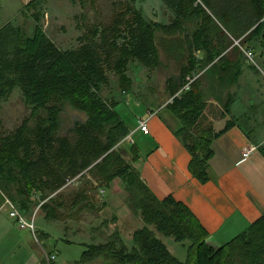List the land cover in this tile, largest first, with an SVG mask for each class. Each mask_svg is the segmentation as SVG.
<instances>
[{
  "label": "trees",
  "instance_id": "obj_1",
  "mask_svg": "<svg viewBox=\"0 0 264 264\" xmlns=\"http://www.w3.org/2000/svg\"><path fill=\"white\" fill-rule=\"evenodd\" d=\"M162 2L175 16L171 24L147 22L141 13L127 7L108 26L89 27L75 50H61L45 35L36 1L27 8L34 12L33 36L11 23L0 28V111L17 89L32 110L15 131L4 132L0 124V197L6 195L18 210L28 213L34 209L32 196L38 194L43 203L40 209L56 220L58 206L52 196L69 181L90 175L107 188L120 180L128 204L146 227L133 234L131 249L119 232L105 244L86 246L83 264L102 258L109 264H264V216L226 245L210 246L209 233L192 211L172 197L160 200L154 196L117 150L130 129L116 110L119 103L102 96L112 74L120 90L130 92L133 81L128 71L133 63L155 71L168 66L163 65L162 53L168 62H180L178 73L167 79L166 92L173 99L168 108L182 123L178 137L191 156L190 173L207 183L212 143L233 124L215 133L208 123L201 73L218 74L220 80L230 82L229 88L238 83L243 61L226 53L233 45L229 36L243 47L259 43L264 48V0ZM195 52L202 58L197 59ZM193 75L201 76L179 95ZM233 102L232 94H226V114ZM66 105L82 113L85 121L75 123L69 136H61ZM260 151L264 155V148ZM130 156L135 163V145ZM80 201H88L84 191L74 195L71 205ZM157 234L187 244L186 261L171 255Z\"/></svg>",
  "mask_w": 264,
  "mask_h": 264
},
{
  "label": "crops",
  "instance_id": "obj_2",
  "mask_svg": "<svg viewBox=\"0 0 264 264\" xmlns=\"http://www.w3.org/2000/svg\"><path fill=\"white\" fill-rule=\"evenodd\" d=\"M201 55L199 59L202 58ZM245 69L243 65L242 75L238 83L232 87L235 89L232 93L234 102L229 114L224 112L225 94H210L208 85L205 86L203 81L202 91L205 92L208 104L205 116L214 132L221 133L228 124H233L212 143L213 157L208 162L209 181L204 184L190 173L191 156L182 139L178 137L182 123L168 108L172 98L162 102L147 98L142 103L135 98L123 97L117 101L119 105L116 110L128 125L132 140L137 137L136 142L124 140L121 144L123 147L124 144L128 145L129 156L133 145L137 149V161L132 162L131 156L128 161L138 171L142 181L154 196L160 200L172 197L192 211L209 233L207 242L213 248H220L231 242L264 216V155L260 151V148H264V117L255 106L257 101L255 97L260 85L245 79V74L248 73ZM214 86L216 85L212 81L210 90L215 89ZM130 99L134 100L138 115L124 113L125 108H131ZM140 121L148 122V134L139 131ZM250 147H256L257 150L248 158H243V150ZM80 181L81 179L77 180L74 185ZM117 183L120 184L119 191L113 193L114 185ZM66 187L52 196L58 206V219H50L48 214L40 209L43 203L38 194L31 198L34 209L28 213L20 211L28 217L36 210L39 212L38 216L41 219L39 223L36 222L37 238L15 224L9 216L3 197H0V264H47L46 254L55 256L56 259L53 261L55 263L58 259L57 250L48 247L50 251L47 253L41 244L48 245L49 242H53L55 247L60 242L72 244V240L68 239V232H73L76 234L75 238L82 239L78 232L82 224L81 215L85 210L94 209V204L91 202L92 198L85 194L88 198L85 204L80 201L71 205L74 195L79 192L64 196ZM106 189L109 194L103 209L126 210L124 216H131L126 223L133 221L136 224L130 239L121 235L124 245L131 249L134 246L133 234L146 227V224L140 215L132 211L127 201L125 186L120 180L114 181ZM87 202L90 208H86ZM112 203L116 206L111 205ZM66 212L69 213L68 218L65 216ZM112 214L114 222H122L118 213V216L114 211ZM68 222L73 225L69 226ZM54 228L58 232L57 237L52 235ZM161 236L157 234L160 240ZM95 239L96 237L89 238V242L82 244L85 248L101 244Z\"/></svg>",
  "mask_w": 264,
  "mask_h": 264
},
{
  "label": "rangeland",
  "instance_id": "obj_3",
  "mask_svg": "<svg viewBox=\"0 0 264 264\" xmlns=\"http://www.w3.org/2000/svg\"><path fill=\"white\" fill-rule=\"evenodd\" d=\"M32 1L37 2L36 12L40 16V25L45 35L64 51L78 49L81 45L79 39L86 34L89 27L93 25L108 26L114 19L115 14L125 11L127 7L133 8V10L141 13L147 22L156 21L163 25H169L173 22L175 17L173 12L166 7L162 0H136V2H131L129 0H0V28L11 23L16 27L23 28L28 36H33L35 23L32 14L34 12L27 9ZM214 21L220 26V22L216 18H214ZM220 27L222 28V26ZM229 38L233 42V45L226 53L230 52L229 56L232 58L240 56L244 67H246L245 70L248 71V73L245 74V79L252 83L257 82L260 85L257 97H255V99L257 98L255 106L256 109L260 110L262 117H264V48H262L259 43L243 47L239 41L234 40L230 36ZM248 50L254 54L253 62L248 60L244 53V51ZM199 56L200 53L195 52V57L197 59L200 58ZM162 62L164 63L163 65L168 66H162L155 71H150L139 63L131 64L129 66L128 76L133 81V86L128 93L122 92L119 88L117 78L113 74L110 75L109 88L103 90L102 96L105 99H114L116 101H119L123 97H130L142 103L147 100V98H153L161 102L170 100L166 92L167 79L171 74L178 73L180 62L173 59L168 62L164 53H162ZM176 62H178L179 65ZM201 75L203 76L202 78L205 86L207 84L209 87L210 94H225L226 96V94L235 92V89L227 86L230 82L226 79L220 80L221 76L218 74L205 70ZM212 81L217 88H211L210 90ZM130 100L131 108L124 107L126 109L124 113L128 112L126 115H138L136 113L138 110L135 109V104L133 102L134 100ZM31 112L32 110L26 105L21 91L18 89L15 90L7 101L3 103L2 110L0 111L2 131H15L30 117ZM84 121L85 116L82 113L76 112L70 106L66 105L61 115L62 125L60 135L69 136L75 123ZM133 140L136 142L137 137L133 138ZM124 145L125 147L122 145L118 146L117 150H119V152L124 155L126 161H128L130 158V148L128 145ZM97 182L98 181L90 177V175H86L78 184L66 187L63 193L64 196H71L77 192L84 191L85 194H88V196L92 198L91 202L94 204V209L85 210L81 215L82 224L79 226L80 229L78 232L81 234L82 239L75 238V233L68 232L67 236L68 239L72 240V244L60 242L56 247L53 242H49L48 245L41 244L42 248L47 253H49L50 249L57 250L58 259L55 263L52 262L51 264H83L81 261L86 248L82 243L89 242V238L93 239V237H96L101 244H105L108 238L115 232H119L120 235H123L126 239L131 238L134 228H136L135 222L126 223L129 221L128 218H131L130 215L124 216L126 210L115 211L112 207V210L103 209L104 206H106L104 204H107L109 192L106 186L104 187V185ZM96 184L97 186L99 184L98 188ZM119 185V183L114 185L113 193L119 191ZM110 194L112 193L110 192ZM2 197L6 205L9 199L6 195H2ZM116 201H118V199ZM119 201L122 202V199ZM111 205L116 206L113 203ZM113 211L120 215L122 220L121 223L113 221ZM34 214L36 215V219L38 218L36 222L39 223L41 219V217L38 216L39 212L36 210ZM65 216L68 218L69 213L66 212ZM68 225L71 226L73 224L68 222ZM52 235L54 237L58 235L55 228L52 230ZM161 238L171 255L181 262L186 261L188 251L187 244L184 246V244L176 243L172 238L163 236H161ZM49 255L52 256L51 254ZM84 264L109 263L102 258L92 263Z\"/></svg>",
  "mask_w": 264,
  "mask_h": 264
},
{
  "label": "built area",
  "instance_id": "obj_4",
  "mask_svg": "<svg viewBox=\"0 0 264 264\" xmlns=\"http://www.w3.org/2000/svg\"><path fill=\"white\" fill-rule=\"evenodd\" d=\"M244 53H245L247 59L253 62L254 54L249 50L244 51ZM199 77H200L199 75L198 76L193 75L192 77H188L187 83L184 86V88L181 90L179 95L184 91H189L191 89L192 84ZM138 129L142 133L148 134L149 133L148 122L147 121H140ZM125 141L133 143L132 134L130 136H128L125 139ZM256 150H257L256 147L245 148L243 150V158H248ZM77 180H79V177L74 179V180L69 181L67 186L73 185ZM5 206L8 208L9 216L15 222V224L23 230H28L29 232H31L34 235L35 238H37V228H36V220H35L36 215L34 214L30 218L26 217L24 214H22L20 212V210H18V208L10 200H7ZM55 259H56V257L53 255L52 256H50L48 254L45 255V260H46L47 264H51Z\"/></svg>",
  "mask_w": 264,
  "mask_h": 264
}]
</instances>
